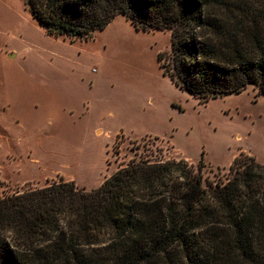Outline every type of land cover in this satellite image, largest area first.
Returning a JSON list of instances; mask_svg holds the SVG:
<instances>
[{
    "label": "trees",
    "instance_id": "1",
    "mask_svg": "<svg viewBox=\"0 0 264 264\" xmlns=\"http://www.w3.org/2000/svg\"><path fill=\"white\" fill-rule=\"evenodd\" d=\"M48 33L89 40L123 14L171 31L165 74L206 103L264 94V0H26ZM260 5V6H259ZM180 158L135 160L96 188L61 178L0 191V264H264V163L225 178Z\"/></svg>",
    "mask_w": 264,
    "mask_h": 264
},
{
    "label": "rangeland",
    "instance_id": "2",
    "mask_svg": "<svg viewBox=\"0 0 264 264\" xmlns=\"http://www.w3.org/2000/svg\"><path fill=\"white\" fill-rule=\"evenodd\" d=\"M171 45V31L123 14L71 42L26 0H0V191L61 178L96 188L141 159L203 160L213 181L242 152L264 163V94L250 84L201 102L165 74Z\"/></svg>",
    "mask_w": 264,
    "mask_h": 264
},
{
    "label": "crops",
    "instance_id": "3",
    "mask_svg": "<svg viewBox=\"0 0 264 264\" xmlns=\"http://www.w3.org/2000/svg\"><path fill=\"white\" fill-rule=\"evenodd\" d=\"M98 31V30H97ZM136 137H138V136H136Z\"/></svg>",
    "mask_w": 264,
    "mask_h": 264
}]
</instances>
